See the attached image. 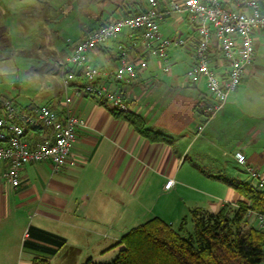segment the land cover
<instances>
[{"label": "crops", "instance_id": "crops-1", "mask_svg": "<svg viewBox=\"0 0 264 264\" xmlns=\"http://www.w3.org/2000/svg\"><path fill=\"white\" fill-rule=\"evenodd\" d=\"M175 2L184 0L156 4L164 12L163 35L185 40L165 57L156 53L157 44L128 28L88 52L93 65L114 71L128 47L136 77L129 83L109 81L122 87L129 111L162 134L153 140L114 115L101 98L86 93L83 78L64 87L61 70L88 31L147 9L148 0H0V76L15 72L22 60L32 64L37 71L32 79L43 86L22 109L48 105L63 115L71 106L86 120L71 154L75 166L56 171L50 162L29 163L21 169V184L12 187L1 177L0 165V264H32L35 257L53 264L61 251L81 248L98 257L114 254L121 248L114 245L141 219L158 216L173 226L183 210L216 212L243 199L218 178L251 183L238 153L264 173V32L255 34V60L224 110L196 135L209 92L204 79L187 76L199 34L188 14L172 7ZM229 4L235 7L234 0ZM212 42V66L225 74L227 63L215 37ZM142 61L147 65L140 68ZM51 133L29 129L27 136L36 142ZM170 179L174 184L167 188ZM157 194L168 196L161 212H155L152 200ZM169 213L176 216L167 218Z\"/></svg>", "mask_w": 264, "mask_h": 264}, {"label": "built area", "instance_id": "built-area-1", "mask_svg": "<svg viewBox=\"0 0 264 264\" xmlns=\"http://www.w3.org/2000/svg\"><path fill=\"white\" fill-rule=\"evenodd\" d=\"M148 1L150 6L147 9L106 22L88 31L74 45L72 53L61 64L64 87L83 78L86 93L101 98L111 108L129 110L122 87H113L109 81L129 83L136 77L137 67L129 60L128 47L122 51L114 71L93 65L88 52L116 39L124 28L137 31L146 41L157 44L156 53L160 57H165L171 47L183 46V38L163 35L160 21L164 12L157 8V0ZM229 1L184 0L182 4L175 2L172 5L175 10L188 14L199 34L195 62L187 76L191 81L204 79L209 96L201 103L204 121L197 126L196 135L201 134L208 122L224 110L230 94L241 84L246 68L255 60V34L264 32V0H234L235 7ZM213 37L217 39L221 56L228 66L225 74L212 66ZM146 65L142 61L139 67ZM27 126L47 128L52 133L43 140L31 142ZM84 126L86 120L71 106L63 115L48 105L22 109L12 98L0 94L1 177L12 187H18L21 184V169L26 164L50 162L56 171L68 165L75 166L76 161L71 154L78 139V130ZM237 160L249 172L251 184L264 191V173L248 165L243 153L237 154ZM173 184L170 179L166 187L170 188ZM248 218L251 221L255 218L257 227L264 230V212L250 210Z\"/></svg>", "mask_w": 264, "mask_h": 264}, {"label": "trees", "instance_id": "trees-1", "mask_svg": "<svg viewBox=\"0 0 264 264\" xmlns=\"http://www.w3.org/2000/svg\"><path fill=\"white\" fill-rule=\"evenodd\" d=\"M107 104L106 101H104ZM114 115L129 121L143 135L157 140L162 134L146 127L143 118L131 111L111 108ZM41 127H26L38 130ZM243 199L225 203L218 211L191 209L194 232L187 237L171 223L155 216L126 232L114 247L121 248L110 261L89 257L83 264H264V230L248 218L250 210L264 212V191L239 178L219 176ZM185 223L183 219L182 226ZM32 264H50L35 257Z\"/></svg>", "mask_w": 264, "mask_h": 264}, {"label": "rangeland", "instance_id": "rangeland-1", "mask_svg": "<svg viewBox=\"0 0 264 264\" xmlns=\"http://www.w3.org/2000/svg\"><path fill=\"white\" fill-rule=\"evenodd\" d=\"M259 60L261 61L260 58ZM31 66V63L29 64L25 61L19 60L18 69L15 72H9L7 73V75L0 76V94L12 98L20 108L33 102L31 98H33L34 100L33 96L36 94V92L43 88V86L36 85L35 80L32 79V75H35L37 71L32 69ZM156 196L157 197L152 199L153 202H155V212H161L160 210L165 208L164 206L165 202L168 200V196H158V194ZM211 198L215 199L213 197ZM232 205L234 207L237 206L236 203ZM178 214H181V216L175 221H172L174 222L173 227L175 230H178L183 236L187 237L189 234H192L194 232V222L191 217V212L188 209L183 210ZM166 216L167 218H173L174 216H176V214L169 213ZM183 219H185V223L182 226ZM142 222H144L143 219H141V221H138L135 226L141 224ZM254 225H256V223H254ZM128 231L129 229L125 232ZM114 256L112 254H108L103 257H98L96 253H92L91 249L88 250L85 248H81L76 252L70 254L66 253L63 250L56 257L53 264H83L89 257H92L97 261H110Z\"/></svg>", "mask_w": 264, "mask_h": 264}]
</instances>
